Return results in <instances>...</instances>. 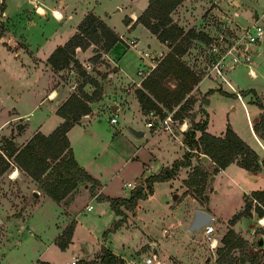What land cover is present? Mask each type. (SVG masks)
Returning <instances> with one entry per match:
<instances>
[{"label":"rangeland","instance_id":"1","mask_svg":"<svg viewBox=\"0 0 264 264\" xmlns=\"http://www.w3.org/2000/svg\"><path fill=\"white\" fill-rule=\"evenodd\" d=\"M213 1L187 0L185 6L177 5L178 9L175 8L170 15L173 22L183 27L185 32L191 28L208 32L211 35L210 41L220 35L224 36L227 42L234 36L241 37L243 28L256 19L264 27V17L261 14L264 10V0H254L255 5L243 7L246 10L245 15H238L233 23L218 19V14L215 13L219 12L212 7L215 6ZM246 1H238L237 9L241 10L239 8H242V3ZM147 2L148 0H0V16L5 11V16L0 18V150L6 146L7 139L16 140L18 147L27 143L32 137L27 132L39 124L41 110L50 108V103L45 102L41 108L32 109L38 91L41 92L40 85H46L48 79L46 78V81L43 77L36 78L39 71L31 65V59H41L45 55L49 57L58 46L64 45L79 31L78 25L90 12L100 15L102 20L114 27L118 33L125 34V39L120 36L121 41L113 47L111 53L119 59L121 75L135 79L124 82L125 90L135 91L141 86L143 76L138 74V69H144L146 63L136 48L131 47L130 43L136 44V39L130 41V37H138L140 43L136 47H147L151 53L162 49V45L144 26L128 33L126 23L130 21L129 12H141ZM54 8L62 13L58 19L53 15ZM220 9L224 11L226 8ZM230 11L232 12V9ZM257 12L260 13L259 16L256 15ZM211 13L214 16H211ZM76 48L73 56L82 68H77L73 62L62 69L52 68L55 71V86H71V83H75L77 91H84V88H81L84 81L97 77L106 85L107 80L116 76L117 66L107 60L109 58L104 55L105 51L101 50L100 44L91 42L81 48L83 52H79L78 57ZM257 48H260L259 52H255ZM246 50L251 52L248 63L239 62L233 67L224 68V76L236 90L231 83L230 88L225 78L211 75L219 86L223 85L229 91V94L223 91H217L213 95L210 93L207 109L214 120L215 130L221 128L224 120L229 121L242 130L249 142L259 148L248 123V119L256 115L258 106L250 103L253 99L252 93L246 95L244 99L248 105L247 113L238 94L242 96L243 90H253L260 97H264V37L248 45ZM206 54L204 43L191 39L182 59L201 77H208V72L203 68ZM240 59H244L241 54ZM88 63L91 65L88 66ZM249 67H252L258 76L250 75ZM206 81L208 80L202 83V89L205 88ZM164 82L171 88L177 84L173 76L167 77ZM102 87L99 85L97 89L99 96L95 101H98V104L94 106L95 111L91 113L93 116L87 124V130L93 131L96 140L93 138L90 146L83 139L77 141L76 151L81 157L91 154L92 159L97 156V164L100 167L97 170L103 175L105 183L103 190H98L97 181L94 184L82 181L74 188V193L67 194L61 201L55 202L53 198L52 200L46 196L47 193L36 180L22 170L13 158H9L8 167L0 174V264H71L73 255L77 256L78 260L85 258L88 243L95 249L98 248L88 260L98 258L104 244L113 252L133 259L138 264H147V257L153 258L152 264H220L215 259L219 255L218 249L224 252L228 246L236 243L231 254L234 264H249L247 258L252 254L256 264H264V224L260 222L261 217H258L255 210L256 206L264 208V201L252 198L253 190L245 194L247 187H264L263 165L258 169L261 171L248 169L256 171L248 173L243 170L241 175L234 174L233 177L227 172L219 173L209 189L201 183L192 187L184 185V180L191 175L190 181L196 182L203 174L216 172L214 164L213 168L207 167L201 159L203 152L192 150L183 143L184 131L197 119L204 121L207 117L204 110V93L200 90L188 92L186 97L190 102L187 104L189 109L182 112L187 128L177 131L179 134L174 135L161 128L149 129L145 124L144 115L133 103L129 115L136 117L138 125L142 126L136 128L145 132L144 135L136 137L128 128L129 117L123 114L124 110L121 108L113 112L108 107L110 102L119 99L110 93H103ZM93 88L96 89V86ZM178 108V105L174 106L173 111H178ZM17 111L27 112L29 127L25 126V120L17 119L10 122L6 130H2L4 120ZM190 114L194 117H190ZM111 115H115L118 122L111 123ZM176 124L173 125L175 130ZM175 135L178 137L173 138ZM113 137L114 146L109 148L107 145ZM186 151H193L190 165L181 167L180 172L168 180L157 181L154 195L142 199L138 209L137 204L131 209L122 208L123 214L117 215L107 205V212L102 213L103 203L100 200L110 201L116 196H128L131 193V188L124 185V182L139 181L140 178L150 176L151 169L158 173L163 167L171 166L172 162L181 158ZM240 159L241 157L237 156L234 163L238 164ZM34 192H37V196H34ZM205 192L210 212L214 213L217 219L220 218L211 222L214 227L213 237L217 240L214 248H211L204 234L202 235V228L196 232L186 229V222L192 211L205 204ZM76 194L75 203H72L76 221L71 215L66 224H63L61 205L65 199L66 202L74 200ZM69 202L67 207L70 206ZM89 203L92 204V210L85 208ZM246 203H250V215L245 214L230 223L229 220L234 214L245 209ZM120 217L124 223L116 230L109 231ZM72 226L75 227L73 236L69 233ZM239 238L247 243L262 239V244L254 246L250 254L247 244ZM54 240L57 242L55 245ZM68 240V247L63 249L58 246L60 242ZM243 258L245 262L242 263ZM125 262L127 263V260Z\"/></svg>","mask_w":264,"mask_h":264},{"label":"trees","instance_id":"2","mask_svg":"<svg viewBox=\"0 0 264 264\" xmlns=\"http://www.w3.org/2000/svg\"><path fill=\"white\" fill-rule=\"evenodd\" d=\"M181 1L149 0L146 8L138 16L137 21L154 33L170 50L142 79L141 86L135 90L144 113L149 110H156L160 115H164L166 112L174 110V106L178 105V111H174L173 115L180 120L185 117L182 112L189 109L187 104L190 102L186 97L188 92L201 79V76L182 59V55L187 51V45L191 39H197L202 43H208L211 40L204 31L191 28L185 32L183 27L173 22L170 14ZM78 29L77 33L72 35L64 45L58 46L48 57V62L53 68L62 69L71 62L77 68H82V65L73 56L76 47L85 48L93 42L100 44L101 50L107 52L116 42L121 41L120 35L112 27L91 12L80 22ZM178 38L180 39L177 41ZM169 76H173L177 80V84L173 88L164 82ZM90 82L96 86L92 94L79 90L81 95L79 96L77 92H74L57 109V113L64 120L51 133L46 135L38 131L22 147H18L13 139H7L6 146L0 150V174L8 167L9 158H13L15 163L36 180L40 187L55 201H61L74 190L79 182L87 181L93 184L96 182L95 178L75 159L67 136L69 128L91 112L89 103L99 96L98 81L91 78ZM213 91L214 89H209L205 93V102L208 100L206 94L208 95ZM241 93L243 96L252 93L251 102L263 109L260 113V121L255 124V129L257 131L263 130L262 134L264 135V101L253 90H246ZM190 117H194V115L190 114ZM206 125V119L193 122L184 131V143L192 150L196 149L207 154L212 159L216 171L234 162L237 156L241 157L238 165L243 168L258 170L261 165L264 166V159L259 160L257 152L239 137L229 124L223 136L207 132ZM196 130L201 131L198 138L196 137ZM192 152L186 151L182 159H176L171 166H165L158 173L148 176L145 180V187L135 185L128 197L111 198V208L117 215H122V206L127 209L136 206L138 199L153 192L154 182L168 180L174 177L181 167L190 165ZM210 175L203 174V177H199L196 182L190 181L191 175L184 180V184L188 187L200 183L206 185ZM251 194L252 198L257 201H264V189H255ZM203 196L207 200V194L203 193ZM255 210L259 217L264 216V208L256 206ZM250 212V203H246L245 209L234 214L229 222L234 223L241 216L250 215ZM122 222V218L117 219L109 231L118 228ZM73 228L74 226L69 228L71 235ZM106 233L107 231L104 234L106 235ZM239 240L247 244L249 253L254 246L260 245L258 240L252 243H247L241 238ZM69 241L60 242L59 246L64 248ZM236 245V243H232L224 252H221L222 249H218L219 255L216 261L220 264H234V257L231 254ZM247 260L249 264H256L253 254L249 255ZM241 262H245V258ZM78 264H126V262L110 248L103 246L98 258L82 259L78 261Z\"/></svg>","mask_w":264,"mask_h":264},{"label":"crops","instance_id":"3","mask_svg":"<svg viewBox=\"0 0 264 264\" xmlns=\"http://www.w3.org/2000/svg\"><path fill=\"white\" fill-rule=\"evenodd\" d=\"M148 2H149V0H148ZM148 2H147V5H148ZM188 2H187V0H182V2L180 3L181 5L182 4H184L183 6H185L186 4H187ZM179 4V5H180ZM251 4H254L255 5V2H254V0H247L245 3H242V8H239V9H241V10H236L237 11V13H235V15H234V19H235V17H237L238 15H245V13H246V10H244L243 9V7H246V6H250ZM146 5V6H147ZM180 5V6H181ZM146 6L144 7V9L146 8ZM143 9V10H144ZM178 9V7L175 9V10H177ZM54 10H57V9H53L52 10V12L54 11ZM142 10V11H143ZM59 11V10H58ZM141 11V12H142ZM5 12V11H4ZM3 12V14H2V16H0V18L2 19L3 18V16H5L4 13ZM60 12V11H59ZM141 12H135V11H133V10H131L130 12H129V18H130V21L128 22V23H126V27H127V29H128V33H132V31H136L138 28H141V26L143 27L144 25L141 23V22H139V21H137V18H138V16L140 15V13ZM60 14H61V16H62V13L60 12ZM96 14V13H95ZM261 14L263 15V17H264V10L261 12ZM53 15H54V12H53ZM97 16H99L100 17V15H98V14H96ZM187 15H189V14H187ZM256 15L257 16H259L260 15V13L259 12H257L256 13ZM54 17L55 18H60V17H56V15H54ZM101 18V17H100ZM102 19V18H101ZM255 22H257V23H259L258 22V19H256L254 22H252L251 24H253V23H255ZM107 23V22H106ZM251 24H249V25H251ZM260 24V23H259ZM109 25V24H108ZM110 26V25H109ZM110 27H112V26H110ZM145 27V26H144ZM113 29H114V27H112ZM147 28V27H146ZM115 30V29H114ZM147 30L150 32V33H152L148 28H147ZM117 32V31H116ZM118 33V32H117ZM123 39H125L124 38V36L123 35H125V34H122V33H118ZM153 35H155L154 33H152ZM156 36V35H155ZM157 37V36H156ZM131 39H130V41H132V40H135L136 39V44H132V42L130 43L131 44V47L132 48H136V50H137V52L140 54V57H142L143 58V60L145 61V63L146 64H149V63H155V66H156V64L158 63V61L170 50V48L164 43V42H162V41H160L158 38V40L160 41V43H161V45H162V49H160L159 51H157L156 53H151V52H149L148 51V48L146 47L145 49H142V48H137L136 46L137 45H139V43H140V39L138 38V37H135V36H132V37H130ZM120 41H118V42H116L107 52H105L104 53V55L105 56H107V58H109V59H107L109 62H111L112 64H113V66H117V70H116V76H114V77H112L111 78V80L109 79V80H107L106 81V85H103V83H102V79L100 78V79H98L97 77H95V80L96 81H98V83H99V85H102L103 87H102V89H103V93H110L111 94V96L113 95V96H116L119 100H116V101H112V102H110V104H109V108H111L112 109V105H117L118 106V108L116 109V110H114V109H112V111L113 112H116V111H118L119 109H123L124 110V112H123V114L124 115H127L128 117H129V120H127L128 121V123H130L132 126H134V127H142V126H139L138 125V120L136 119V117H134V116H130L129 115V113L132 111L131 110V106L133 105V103L134 104H136L137 105V107L139 108V110H140V112H141V114L142 115H144V112L142 111V109H141V106H140V103H139V101H138V99H137V96H136V93H135V91L133 90V89H128V90H125V88H124V82H128L129 80H132V81H134L135 79L133 78V77H130V78H126V77H124V76H122L121 75V73H120V69H119V67H120V65H119V59L118 58H115V55L114 54H112L111 53V51H112V49H113V47L117 44V43H119ZM52 48H53V46H52ZM52 48H50V49H52ZM50 49H48L47 50V52H49V50ZM257 49H260V48H257ZM79 52L81 53V52H83L82 51V49L81 48H76V56L78 57L79 56ZM255 52H259V50L257 51H255ZM114 55V56H113ZM247 58H244L243 60L241 59V61H239V62H241V63H248L249 61H250V59H251V52L250 51H247ZM47 55H45L43 58H41V57H39V58H41V59H37V60H33V59H31V65L33 66V68L36 70V71H39V73H38V75L36 76V78H38V79H41V77H43L44 79H48V83L45 85V84H41L40 86H42L41 88H40V90H41V92L40 91H38V95H36V97H35V99H34V102H33V106H32V109H34V108H41L40 106L42 105V104H44L45 102H49L50 103V108H48V109H42L41 110V120H39V124L34 128V129H30V131H29V133L27 132V134H29V135H33L34 133H36V132H38V131H40V132H42V133H44V134H49V133H51L63 120H64V118L62 117V116H60L58 113H57V109L59 108V106L63 103V102H65L66 100H67V98L73 93V92H77V93H79V90L77 91V89H76V85H75V83H71V86H68V85H57V86H55V71L52 69L53 67H51V64L47 61ZM239 62H237V63H234V64H232V65H230L229 67H227V68H230V67H233L234 65H236V64H238ZM89 65H91V63H88V66ZM140 69V68H139ZM138 69V70H139ZM248 72H249V74L250 75H252L253 77H256V76H258V74H257V72L252 68V67H249V69H248ZM252 72H254V73H252ZM209 74V73H208ZM211 75L213 76V77H218V76H216L214 73H211V74H209V76L208 77H201V79H200V81L198 82V84L197 85H195L194 87H193V89L191 90L192 92H194V91H198V90H200L202 93H204L203 95L205 96V93L209 90V89H214V92H211L212 94L211 95H213L215 92H217V91H223V93H227V94H229V91L226 89V88H224L223 87V85H222V87L221 86H219V84H217V81L214 79V78H212L211 77ZM47 79H46V81H47ZM228 79V78H227ZM204 80H208V81H206V85H205V88L204 89H202V83L204 82ZM84 81V80H83ZM139 83V82H138ZM231 83V82H230ZM126 84V83H125ZM232 84V83H231ZM91 85H92V88L95 86L92 82H90V80L89 81H84L83 82V87L82 88H84V92L85 93H87V94H92V92L95 90L94 88L92 89L91 88ZM140 85V84H139ZM233 85V84H232ZM1 87H2V83H1V81H0V89H1ZM233 87H234V85H233ZM231 88V87H230ZM235 88V87H234ZM235 90H236V88H235ZM234 90V91H235ZM244 91V90H243ZM56 92H57V94H56ZM103 95V94H102ZM237 97V96H236ZM244 97L245 96H241L239 99L241 100V102H242V105L244 106V109L246 110V112L248 113V105H247V103H246V101H245V99H244ZM104 98H106V97H104ZM206 98L208 99L207 100V102H206V104L204 105V110H205V113H206V121H207V125H206V131L207 132H209V133H211V134H214V135H217V136H223L224 134H225V131H226V129H227V126H228V124L231 126V128L236 132V134L239 136V137H241L248 145H250L256 152H257V154H258V156H259V159H264V135L262 134V131L263 130H261V131H257L256 129H255V124L258 122V120H260V113L263 111V109H261L259 106H258V109H257V111H256V115L252 118V119H248V123H249V129H250V132H251V134H252V137L254 138V140L257 142V144H258V146H259V148L256 146V145H254V144H252L251 142H249V140H248V138L243 134V132H242V130L241 129H238L235 125H233V123H230L229 121H225L224 120V122H223V125L221 126V128H219L218 130H215L214 128H213V126H214V120L212 119V116H211V114L209 113V111H208V109H207V105H209V103H210V95L208 94H206ZM263 101H264V97L263 96H261L260 97ZM250 103H251V101H250ZM90 104V107H91V112L89 113V114H87V115H85V116H83L81 119H79V121H77V122H75L70 128H69V130L67 131V136H68V138H69V140H70V146H71V148H72V151H73V154H74V157H75V159L77 160V162L79 163V165L80 166H82L87 172H89L94 178H95V180L98 182V184H97V187H98V190L99 191H102L103 190V188H104V186H105V183L103 182L104 180H103V178H102V176L103 175H101V172L99 171V170H97V169H99L100 167H99V164H97L98 162H99V159H97V156H94L92 159H91V154H87V156L86 155H84V157H81V154H79L77 151H76V144H77V141H79L80 142V140L81 139H83L86 143H89L88 144V146H90L91 145V143H93V138H94V136H93V131H88L87 130V124L90 122V119L92 118V112H94L95 111V107L94 106H96V104H98V101H92V102H90L89 103ZM106 107V106H105ZM232 109H234V107L232 108ZM25 110H26V108H25ZM13 114H11V115H9L5 120H4V123H3V125H2V130H6L7 128H8V125L10 124V122H12V121H14V120H19V119H22V120H25L26 121V127L28 128L29 127V119L27 118V112H24V111H17V112H12ZM198 121V119L196 120V122ZM111 122V121H110ZM117 122H118V119H117ZM112 123V122H111ZM116 123V122H115ZM186 124H187V122H186ZM24 130L22 129V131L21 132H23ZM0 133H1V131H0ZM87 133H91V135H87ZM145 133V132H144ZM196 133H197V138L200 136V134H201V131L200 130H196ZM176 134H179L178 132H176ZM144 135V134H143ZM263 135V136H262ZM117 137V136H116ZM175 137H178L177 135H175V136H173V138H175ZM95 140H96V138H94ZM114 139H115V137H113L112 139H110V141H109V144L107 145V147H109V148H113V146H114V143H113V141H114ZM182 141H183V139H182ZM15 142H16V144H17V141L15 140ZM184 143V142H183ZM81 153V152H80ZM183 156H184V154H183ZM183 156L181 157V158H177V159H182L183 158ZM176 160V159H175ZM210 161H211V159H210ZM214 163H213V161H211V164H210V166H207V167H210V168H213L214 167V165H213ZM162 166V164L159 166V167H161ZM17 170V169H16ZM181 170V169H180ZM180 170L178 171V172H180ZM243 170L245 171H251V170H248V169H246V168H243V167H241V166H239L238 164H236V163H234V162H232V163H230L229 165H227L226 167H224V168H221V169H219L218 171H216V172H212V174H214L215 175V177H214V179H213V181H212V183H210V184H208V182H207V184H206V188H211L212 187V185H213V182L214 181H216L217 180V177H218V174L219 173H222V172H227L231 177H233L234 176V174H238V175H241L242 173H243ZM257 171H261V170H257ZM19 172V171H18ZM156 171L155 170H153V169H151V174H153V173H155ZM177 172V173H178ZM251 172H256V171H251ZM249 173V172H248ZM150 174V175H151ZM211 174V175H212ZM210 175V176H211ZM148 176H145L144 178H140V180L139 181H134V182H131V181H127V182H124V185H126V186H128V187H130L131 189L130 190H132L133 189V187L135 186V185H141V186H143V187H145V180H146V178H147ZM176 177V176H175ZM128 182H130L131 183V185H127V183ZM157 182V181H156ZM156 182H154L153 183V192L152 193H148L147 194V196L146 197H144V198H140V199H138V201H137V209H138V207H139V203H140V201L142 200V199H145V198H151L153 195H154V193H155V184H156ZM235 182L236 183H238V181L235 179ZM185 185V184H184ZM207 189V190H208ZM262 189H264V187H262ZM252 190H255L254 188H252V187H247V189H245V194H247V193H249L250 191H252ZM76 191V189L75 190H73L71 193H69V194H72V193H74ZM206 193V192H205ZM130 195V194H129ZM128 195V196H129ZM46 196H48V197H50L48 194H46ZM110 196H112V195H110ZM128 196H122V195H119V196H116V197H128ZM47 197V198H48ZM51 198V197H50ZM76 198H77V194L75 195V198H74V200H71L69 203V207H67V204H68V202H66V200L67 199H65L64 201H63V203H62V208H61V212H60V215H61V217H62V219H64V221H63V224H66V222H67V220L69 219V217L71 216V215H73V218L75 219V221H76V215H74V212H73V210H74V207H73V204L75 203V200H76ZM52 199V198H51ZM53 200V199H52ZM55 201V200H54ZM102 203H103V207H102V209H101V211H102V213H106L107 212V208L105 207V206H107V205H109L110 207H111V205H110V201H108V200H100ZM56 202V201H55ZM73 203V204H72ZM106 205H105V204ZM204 205H200L199 206V208H201V209H205V210H207L208 212H210V210H209V208H208V204H207V200H204ZM90 204V203H89ZM89 204H86L85 205V208L87 209V205H89ZM90 205H92V204H90ZM243 205V204H242ZM122 208L123 209H127V208H125L124 206H122ZM92 209H93V207H92ZM91 209V210H92ZM122 209V210H123ZM136 209V210H137ZM211 214H212V216H213V219H212V221L213 220H215V218H216V216H215V214L214 213H212V212H210ZM136 214H137V211H136ZM259 217V216H258ZM121 218V217H120ZM192 218H193V211H192V213H191V217H189L188 219H187V222H186V226H188L189 225V223H190V221L192 220ZM260 218V217H259ZM258 218V219H259ZM119 219V218H118ZM217 219V218H216ZM218 219H220V218H218ZM217 219V220H218ZM216 220V221H217ZM222 220V219H221ZM211 221V222H212ZM223 222H224V220H223ZM124 223V220H123V222H122V224ZM121 224V225H122ZM262 225V224H261ZM75 228V227H74ZM74 228H73V232H74ZM186 229H187V227H186ZM116 230V229H115ZM187 231H188V229H187ZM199 231V230H198ZM73 232H72V236H73ZM190 232V231H189ZM196 232V231H195ZM202 235H203V229H202ZM71 236V237H72ZM57 242L54 240L53 241V245H55ZM58 245V244H57ZM68 245H69V242H68V244H67V246H65L64 248H66V247H68ZM59 246V245H58ZM104 246V244L102 245V247ZM60 247V246H59ZM61 248V247H60ZM63 248V249H64ZM100 248V247H99ZM98 249V248H97ZM97 249H95L94 247H93V245H92V253L90 254V255H88V256H84L85 258H83L84 260H88V258H90L89 256H93V254H94V252H95V250H96V252H97ZM111 249V248H110ZM112 250V249H111ZM113 251V250H112ZM101 252H99L98 253V256H99V254H100ZM114 253L115 254H117L118 256H120V257H122L123 259H125V260H127V261H129V260H131V261H133L135 264H138V263H136L133 259H129V258H126L125 256H122V254H120V253H118V252H115L114 251ZM72 260H71V264H77V261H79L78 260V257L77 256H72ZM215 259H216V257H215ZM41 260H43L44 262H50V261H48V260H44V259H41ZM73 260H76V263H72V261ZM208 261H210V259L208 260ZM51 263V262H50ZM147 263V262H146ZM153 263V260H152V262L151 263H147V264H152ZM59 264V263H58Z\"/></svg>","mask_w":264,"mask_h":264},{"label":"built area","instance_id":"4","mask_svg":"<svg viewBox=\"0 0 264 264\" xmlns=\"http://www.w3.org/2000/svg\"><path fill=\"white\" fill-rule=\"evenodd\" d=\"M238 1L240 0H214V7L219 13L218 19L227 23L235 22L234 15L237 13ZM220 8H226L222 11ZM232 9V12L230 11ZM214 16L213 13L210 14ZM206 32V31H204ZM210 37L211 35L206 32ZM264 37V27L255 22L251 25H248L243 28V33L241 37L234 36L228 42L224 39V36H217L214 41H209L204 43V47L207 51L206 60L203 64V68L211 74L214 73L218 77L225 78L224 68L229 67L230 65L241 61L240 54L243 58H247L248 45L255 43L258 39ZM155 67V63L146 64L144 69H139L138 74L142 75L143 78ZM230 87L232 85L227 81ZM239 98L241 97L238 94ZM174 111H168L164 115H160L156 110H149L144 114L145 124L149 129L156 130L157 128L164 129L169 131L171 134H175L177 131H184L187 128L185 120H180L174 117ZM110 121L112 123L117 122V117L115 115L110 116ZM177 123V128L175 130L174 124ZM127 185H131L130 182ZM92 205H87V210H91ZM203 234L206 240L210 243L211 248H214L213 237L214 227L211 222L207 223L203 228ZM153 260L152 257H147L146 262L151 263ZM72 263H76V260H73ZM126 264H135L133 261L129 260Z\"/></svg>","mask_w":264,"mask_h":264},{"label":"water","instance_id":"5","mask_svg":"<svg viewBox=\"0 0 264 264\" xmlns=\"http://www.w3.org/2000/svg\"><path fill=\"white\" fill-rule=\"evenodd\" d=\"M258 50L259 49H257V51ZM117 108H118L117 105H112V109L116 110ZM128 128H129L130 132L136 137H139V136L144 134L143 129L136 128V127L132 126L131 124H128ZM201 159L204 161V163L207 166H210L211 161H210V157L207 154L202 153ZM214 177H215L214 174H212L209 177L208 184L212 183ZM33 194H34V196H37V192H34ZM176 197H177V195L175 194L174 198H176ZM212 219H213L212 214L210 212H208L207 210L201 209V208H195L193 210V218L190 221L189 225L187 226V229L190 232L198 231L201 228H203L207 223L211 222ZM258 241L260 242V244H262V239L258 240ZM91 253H92V244L88 243V247H86L85 255L88 256Z\"/></svg>","mask_w":264,"mask_h":264},{"label":"bare ground","instance_id":"6","mask_svg":"<svg viewBox=\"0 0 264 264\" xmlns=\"http://www.w3.org/2000/svg\"><path fill=\"white\" fill-rule=\"evenodd\" d=\"M54 14L56 15V17H61V14H60V12L58 11V10H54ZM252 73H254V72H252ZM17 171H18V169H17ZM17 173V172H16ZM13 176H15V175H13ZM260 222L262 223V224H264V216H262L261 218H260ZM217 244V240L215 239L214 240V245H216Z\"/></svg>","mask_w":264,"mask_h":264}]
</instances>
